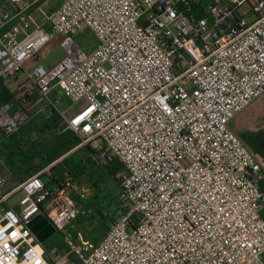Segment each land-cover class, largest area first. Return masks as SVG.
<instances>
[{
	"label": "built area",
	"instance_id": "obj_1",
	"mask_svg": "<svg viewBox=\"0 0 264 264\" xmlns=\"http://www.w3.org/2000/svg\"><path fill=\"white\" fill-rule=\"evenodd\" d=\"M201 2L2 0L0 77L18 82L0 105L3 136L43 100L59 114L54 135L71 132L122 169L117 216L97 244L70 231L73 175H0V264H264V167L230 127L264 95V0H209L196 16ZM87 31L91 53L74 39ZM57 37L65 56L48 70L39 62ZM38 215L66 250H47L52 236L29 226Z\"/></svg>",
	"mask_w": 264,
	"mask_h": 264
},
{
	"label": "rangeland",
	"instance_id": "obj_2",
	"mask_svg": "<svg viewBox=\"0 0 264 264\" xmlns=\"http://www.w3.org/2000/svg\"><path fill=\"white\" fill-rule=\"evenodd\" d=\"M48 5L50 7H48ZM46 9L52 7V4L49 3ZM2 3L0 0V9ZM243 14L248 12V9L245 8L242 10ZM38 22H43L44 18L39 15ZM249 20H252L253 17L249 16ZM28 25V24H27ZM75 41L83 48L87 53H91L95 50L97 45V38L92 31H87L82 34H78L74 37ZM65 56V49L60 42V38H55L49 45V51L46 52L43 59L39 62L44 68L51 69L53 68L63 57ZM69 100L64 98V101L60 105L61 110L70 109ZM44 107V108H43ZM32 120L25 125L22 129L12 135L8 140L4 148H0L1 156L3 161L6 164L8 171L18 175L20 181L25 179L27 176L33 174L35 166L33 162H36L37 165L43 166L42 168L49 166L56 159H58L62 154L61 144L52 137L54 135V128L59 123L60 118L56 108L46 107V101L40 100L37 105L32 109ZM264 120V117L261 119ZM262 130L261 137L258 133L254 136L259 135V140L263 142L264 146V122L259 124V129ZM254 130H251V133ZM254 134V133H253ZM251 134V135H253ZM3 138V135L0 134V139ZM263 138V139H262ZM75 141L74 144L79 142L77 136H73ZM242 140V139H241ZM243 141V140H242ZM243 143L247 145L244 141ZM261 144H259L260 147ZM248 146V145H247ZM22 153L28 154L31 157L29 164L26 167H16L12 165L10 161V155H22ZM257 157V153H254ZM88 185H81L80 192L77 197L78 205L84 209L88 208V240L92 244H97L105 235L98 226L100 218L96 214V211L100 210L101 213L111 215L113 214V207L115 199L119 191V180L116 176H111L108 173L107 165H103L97 157V154L88 150ZM263 167L264 162L261 160ZM26 170H28L26 172ZM21 176V177H20ZM264 189V186H263ZM88 201V207L85 206ZM12 203H17V198L12 201ZM264 217V212H263ZM54 247H59L62 250H66L63 235L60 233H55L46 243L47 250H51ZM74 261V260H73ZM76 264H79L75 260ZM53 264V263H52Z\"/></svg>",
	"mask_w": 264,
	"mask_h": 264
},
{
	"label": "crops",
	"instance_id": "obj_3",
	"mask_svg": "<svg viewBox=\"0 0 264 264\" xmlns=\"http://www.w3.org/2000/svg\"><path fill=\"white\" fill-rule=\"evenodd\" d=\"M48 7L50 6L48 5ZM36 17L37 19L39 18L38 15H36ZM33 28L34 25L30 21L23 24L21 28H15L12 33L14 40L20 41L25 37L26 34L30 33L33 30ZM0 83L6 86L12 92L14 97L18 82H7L0 77ZM263 117H264V95L258 100H256L246 110L241 112L231 122L230 127L240 137V139H242L248 145L246 146L252 151V153L253 154L257 153L258 159L264 162V146H262L263 142L259 140V135L261 137L262 130H258L259 124L261 127V124L264 122V120H261ZM251 130L254 131L251 133ZM256 133H258L259 135L254 136ZM0 134H2L1 131ZM73 136L75 135L71 132H66L62 135H57V134L52 135V137H54L57 140V142L61 144V150L63 154L53 163H51L49 166L53 167V173L57 176L63 177L65 174H71L77 179V181L81 185H88V157L89 158L91 157V155H88L89 148L84 146H79L80 141L74 144L75 141L73 139ZM8 139L9 138H5L4 136L3 138L0 139L1 149L4 148L6 144V140ZM259 144H261L260 147ZM5 163L3 161V157L0 155V175H5L10 173V175L12 176L11 177L12 180L17 182L20 181L17 178L18 175L16 176L15 173H12L11 171L7 170ZM82 206L84 207V204ZM85 206L88 207V201L87 204H85ZM83 207L81 208L80 206L81 213L78 219L70 227V231L72 232V235L78 244L88 243V242L90 243V241L88 240V229H89L88 208L84 209Z\"/></svg>",
	"mask_w": 264,
	"mask_h": 264
},
{
	"label": "trees",
	"instance_id": "obj_4",
	"mask_svg": "<svg viewBox=\"0 0 264 264\" xmlns=\"http://www.w3.org/2000/svg\"><path fill=\"white\" fill-rule=\"evenodd\" d=\"M208 1L209 0H202V2L197 6V9L194 11V15L201 16L202 9L205 7V5L208 3ZM12 99H13L12 92L6 86H4V85H2L0 83V105L4 104V103H6V102H8V101H10ZM10 161H11L12 165H14L16 167H22L23 168V167H26L29 164V162L32 161V160H31V157L28 156V154L26 155V153H22V155H20V154L12 155V156L10 155ZM33 165L35 166V170L34 171H36V172H38L41 169H43L42 168L43 166L37 165L36 162H33ZM107 169H108V173L111 176H116L117 173L122 169V165L120 164V162L117 159H113V160H111L108 163ZM27 171L28 170H26V172ZM36 172H34V173H36ZM23 180L24 179H22L21 181H23ZM118 195H119V191H118V194H117V197L115 199L114 204H112L113 214L107 215V214L101 213L100 210H98V212L96 211V214H98L99 218H100L99 222H97L98 226H100V229L103 232H105V233H106V231L109 228L108 224L116 219L117 212H118V209H119V206H118ZM45 264H47V263H45Z\"/></svg>",
	"mask_w": 264,
	"mask_h": 264
},
{
	"label": "water",
	"instance_id": "obj_5",
	"mask_svg": "<svg viewBox=\"0 0 264 264\" xmlns=\"http://www.w3.org/2000/svg\"><path fill=\"white\" fill-rule=\"evenodd\" d=\"M29 226L32 228L33 232L38 236L41 242L47 241L56 233L55 228L49 224L48 220L43 215L36 216L29 223Z\"/></svg>",
	"mask_w": 264,
	"mask_h": 264
}]
</instances>
